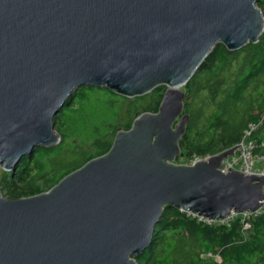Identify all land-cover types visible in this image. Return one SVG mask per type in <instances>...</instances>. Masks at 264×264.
<instances>
[{
	"label": "water",
	"instance_id": "obj_1",
	"mask_svg": "<svg viewBox=\"0 0 264 264\" xmlns=\"http://www.w3.org/2000/svg\"><path fill=\"white\" fill-rule=\"evenodd\" d=\"M258 0H0V168L60 140L53 119L83 86L127 98L166 85L157 113L48 192L0 194V264H137L163 208L209 220L262 205L264 179L219 170L235 148L175 165L186 85L214 47L264 31ZM1 193V192H0Z\"/></svg>",
	"mask_w": 264,
	"mask_h": 264
},
{
	"label": "trees",
	"instance_id": "obj_2",
	"mask_svg": "<svg viewBox=\"0 0 264 264\" xmlns=\"http://www.w3.org/2000/svg\"><path fill=\"white\" fill-rule=\"evenodd\" d=\"M256 2L264 17V0ZM257 41L236 51L217 44L184 85L185 99L195 98L182 108L188 121L178 141V160L218 155L235 145L248 125L256 126L252 139L257 145L264 143V31ZM165 90L166 85H158L146 95L127 98L106 87L77 89L53 119L60 142L35 147L15 171L3 172L1 195L16 200L48 192L62 177L108 152L119 131L121 108L123 131L129 130L140 114L157 113ZM106 93L108 109L99 99ZM90 97L107 113L95 118L96 111L86 110ZM257 151L264 155V147ZM161 214L151 245L134 257L137 264H264V208L246 220L247 230L239 217L208 224L173 207ZM204 256H217L219 262Z\"/></svg>",
	"mask_w": 264,
	"mask_h": 264
},
{
	"label": "built area",
	"instance_id": "obj_3",
	"mask_svg": "<svg viewBox=\"0 0 264 264\" xmlns=\"http://www.w3.org/2000/svg\"><path fill=\"white\" fill-rule=\"evenodd\" d=\"M253 129L255 130L256 126L248 125L247 130L243 131V135L241 139L235 145H232L231 148L232 149L235 148V150H233L232 154L229 157H226L222 160L220 167H219L220 172L226 173V171L234 170V171L240 172L248 176L250 175L256 176V177L261 176L259 172L255 171L253 166H249V159L247 158L253 149V144L251 141H249L251 132H254ZM245 151L248 152L247 155L245 154ZM210 157L211 156H208V155L203 158L194 156L190 158L189 163L196 164L197 162H200V161H206ZM262 190L264 194V186L262 187ZM263 208H264V199L262 201L261 207H259L257 210L255 209L254 211H247L241 214L231 212L228 216H226L223 219L209 220L201 216H198L196 214H192L188 212H185V213H187V215L192 216L193 218H197L198 221H204L208 224H212V223L226 224L234 220L236 217H239L240 220L242 221V224L244 225L243 228L247 230L249 228V224L246 223V220L249 219L251 216H254L255 214L260 213Z\"/></svg>",
	"mask_w": 264,
	"mask_h": 264
},
{
	"label": "rangeland",
	"instance_id": "obj_4",
	"mask_svg": "<svg viewBox=\"0 0 264 264\" xmlns=\"http://www.w3.org/2000/svg\"><path fill=\"white\" fill-rule=\"evenodd\" d=\"M203 81V78H201L200 79V81H198L197 82V85H202V82ZM167 88V87H166ZM184 92H185V90H184V86L181 88ZM208 91H206V94H208L207 93ZM205 94V93H204ZM203 94V95H204ZM107 98H110V94L109 93H106V95L105 96H102V98H99V99H101V101L104 103L103 105L108 109V106L106 105V103H107V101L109 100V99H107ZM194 98L195 97H193V96H188V98H187V100L185 99L184 100V103L185 102H187V103H191V102H193L194 101ZM193 99V100H192ZM196 104V103H195ZM195 104H194V106H195ZM87 107H86V110H93V111H96V114H95V118H100L102 115H104V114H106L107 113V111L108 110H103V107H99V105H98V103H97V101H95L92 97H90L89 99H88V102H87ZM124 107L123 108H121V113H120V116H121V121L118 123V126H117V128H118V130L119 131H121V130H123V115H124ZM183 115H186L187 116V114H185L184 112H183ZM254 130V129H253ZM252 130V131H253ZM250 141V140H249ZM245 154L247 155L248 154V152L247 151H245ZM250 157H252L250 154H249V156L247 157L248 159H249V166H253L256 170H261V171H264V159H258V158H255V159H252V158H250ZM176 160H178V159H175V161L173 162L174 164H176V165H185L188 161L187 160H189V159H187V158H180L179 160H178V163H176L177 161ZM3 172H6V173H10V172H8V171H4L2 168H0V178L3 176ZM2 191V189H1V186H0V192ZM1 194V193H0ZM204 218V217H203ZM249 234L248 233H245V237L246 238H249V236H248ZM203 259L204 260H206V261H216V262H219V258L217 257V256H215V257H210V256H204L203 257Z\"/></svg>",
	"mask_w": 264,
	"mask_h": 264
},
{
	"label": "bare ground",
	"instance_id": "obj_5",
	"mask_svg": "<svg viewBox=\"0 0 264 264\" xmlns=\"http://www.w3.org/2000/svg\"><path fill=\"white\" fill-rule=\"evenodd\" d=\"M204 62V61H203ZM104 88V87H103ZM107 88V87H106ZM70 98H68L67 100H66V102L69 100ZM185 99V98H184ZM66 102L64 103V105L66 104ZM63 105V106H64ZM62 106V107H63ZM61 107V108H62ZM61 108H60V110H61ZM59 110V111H60ZM58 111V112H59ZM57 115V114H56ZM250 141L252 142V144H253V149H252V151H251V153H250V155L252 156V157H250V158H252V159H255V158H258V159H264V155H260V154H258V151L257 150H259L260 148H262V147H264V143H261V144H259V145H257L258 143L255 141V140H253L252 139V132H251V134H250ZM56 146V145H55ZM230 149H232V148H230ZM230 149H228V150H230ZM227 151V150H226ZM181 154V151L179 150V155ZM31 155H32V153H31ZM30 155V156H31ZM178 155V156H179ZM30 156H25V157H30ZM178 156H177V158H178ZM230 156V155H229ZM25 157H23V158H25ZM206 157V156H205ZM212 157V156H211ZM210 157V158H211ZM228 157V156H227ZM209 158V159H210ZM226 158V157H225ZM222 159H224V158H222ZM175 161V160H174ZM173 161V162H174ZM188 161V163H186L185 165H183V166H189V167H192V166H194L195 164H190L189 162H190V160H187ZM207 161V160H206ZM221 162H222V160H221ZM221 162H220V164H221ZM19 165V164H18ZM17 165V166H18ZM176 165V164H175ZM16 166V167H17ZM220 167V166H219ZM16 169V168H15ZM255 169V168H254ZM220 170V169H219ZM15 171V170H14ZM234 171V170H233ZM255 171H257V172H259L260 174H261V176H259L260 178H263L264 179V171H261V170H256L255 169ZM8 172H11V171H8ZM237 172V171H236ZM223 173V172H222ZM248 176V175H247ZM251 176V175H250Z\"/></svg>",
	"mask_w": 264,
	"mask_h": 264
}]
</instances>
